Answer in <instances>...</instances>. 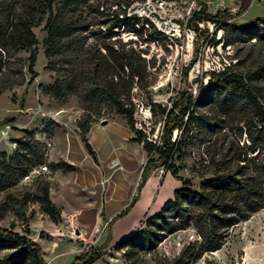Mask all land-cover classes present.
<instances>
[{"label":"rangeland","instance_id":"rangeland-1","mask_svg":"<svg viewBox=\"0 0 264 264\" xmlns=\"http://www.w3.org/2000/svg\"><path fill=\"white\" fill-rule=\"evenodd\" d=\"M138 3L149 5L148 15L141 17L140 12L135 11ZM204 6L210 14L227 13L231 18L217 25L211 22L201 23L199 25L201 32L191 33L187 30L191 29L188 27V21L194 12ZM115 8L105 4L100 10L90 11L86 16L84 37L88 44L95 48L97 55L108 56L110 50H106L105 47L121 49V51L124 49L139 66L143 79L135 85L131 94L136 107V121L142 123L148 139L152 142L156 141L158 145L162 142L163 115L161 112L158 115L151 113L146 121H142L141 115L138 114L142 106L151 109V105L156 103L169 108L173 100L180 98L185 91L191 93L197 100H204V91L210 85L208 76L210 72L230 67L233 72L245 74L261 57L258 49L251 46L256 39L249 42V38L253 37L251 33L243 39L241 32L229 23L246 24L258 18L264 19V0H136L130 13L142 19L144 24L141 23L139 26L126 23L115 27L118 22L113 19ZM147 19L154 24V27L146 22ZM174 24L181 25L183 31L175 32L172 29ZM255 25L259 26L257 31L264 33L262 21H256ZM34 32L39 41L35 72L31 74L28 71L30 53L26 51L19 53L13 70L18 72L24 66L21 84L0 93V158L4 153L7 157L13 156L16 149L15 141L23 139L26 130L34 131L36 138L46 143L51 142L48 164L50 163L54 170L44 171L38 168L29 180L16 177L10 185L0 189V228L12 229L39 243L46 264H72L78 256L95 248L101 254L95 264H161L166 258L176 257L185 246L199 239L193 229L174 234L164 233L153 251H137L130 260L125 256L127 249L117 247L127 237L146 228L147 220L160 212L164 204L173 198V190L159 196L155 195L157 198L152 197L149 200V208L135 217L131 228L124 232L126 237L121 242L113 240V230L120 222V219L116 220L119 214L114 217L106 216L105 201L108 196L104 193L96 196L97 204H100L102 211L100 216H98L99 209L94 208L86 212L88 216L84 218L77 217L73 213H64L60 208L62 215L54 220L44 212L41 204L35 201V195L44 183H48L50 189L54 190L56 198L63 197L64 203L73 205L81 200L78 196L69 193L74 187H66L67 191L64 189V195H61L60 187L57 189L59 175L55 167L63 160L58 163L54 161L55 151L60 152L66 148V144L62 133L56 140L53 135L49 140L45 131L48 129L53 133L66 132L67 135L70 132L76 133L77 122L83 119L87 112L82 108L83 104L78 97H71L66 103L61 104L48 96V86L62 75V70L48 68L45 55L48 32L45 24L36 27ZM225 100V95L220 97L217 104L215 100L212 102L204 100L196 109L200 115L206 116L210 123L217 124L218 131H222L219 136L221 138L218 142L219 146L223 139H226V143L238 141L240 146L246 149L250 146L249 138L247 133L240 132L247 129L245 118L252 116L251 114L248 116L249 112L243 106V102L227 108ZM106 109L107 111L96 123L103 124L105 121L108 123L117 118L110 107L107 106ZM42 112L47 113V116L44 117ZM54 115H58L60 123L51 120ZM13 118L16 119L14 122L8 121ZM6 127H9L6 131L7 137L2 138V131ZM94 136L97 139L106 138V133L95 130ZM187 136L188 147L185 156L181 159L176 156V164L183 165L179 176L183 179H192L194 188L199 189L201 178L196 177L193 169L196 163L205 157L210 145L212 147L215 145V138L209 141L210 132L195 127L191 128ZM126 149L127 146L119 144L118 156L123 162L125 160L126 168H120V172L130 177L134 174L130 171L137 167L139 154L138 151L133 150V160L128 161L125 158ZM143 160L141 157L140 161ZM147 160L146 154L143 166L146 165ZM84 167L89 169L88 167L92 165L85 162ZM153 173L157 178L158 189L167 176L172 175L164 168H153L150 174ZM172 178L179 182V187L182 186L181 181L173 176ZM105 187L103 185V189ZM135 191L136 188L133 198L136 196ZM125 193L117 189L112 190V199L107 203L108 210L109 206H120L125 200L129 205L133 198H128L129 191ZM91 201L96 205L93 196ZM112 221L115 223L113 226ZM111 236L110 245L103 248ZM11 254V250L0 251V264H8ZM12 264L16 263L12 262ZM193 264H264V210L236 226L221 250L207 254Z\"/></svg>","mask_w":264,"mask_h":264},{"label":"trees","instance_id":"trees-1","mask_svg":"<svg viewBox=\"0 0 264 264\" xmlns=\"http://www.w3.org/2000/svg\"><path fill=\"white\" fill-rule=\"evenodd\" d=\"M135 2L0 0V93L21 84L24 66L18 72L13 70L19 53H30L28 71L31 74L35 72L39 41L34 29L45 24L48 32L45 50L48 68L62 70V75L48 86L49 95H46L61 104L71 97L80 98L87 115L77 122V126L89 155L97 162L88 135L92 124L107 111V106L127 121L136 134L135 141L143 144L147 153L148 160L137 194L116 220L125 217L136 205L151 169L164 168L182 183L161 211L147 220L146 228L127 237L117 247L126 248L125 256L130 260L137 251H153L164 233L174 234L193 229L199 239L185 246L176 257L166 258L161 263L193 264L205 255L221 250L236 226L264 210V33L257 31L259 26L255 25L256 21L264 24V19L258 18L246 24L229 23L241 32L243 39L251 33L253 37L249 38V42L256 39L251 46L258 49L261 57L245 74L233 72L230 67L210 72V85L204 91V100H215L216 104L225 95L227 108L243 102L249 112L248 116L251 114L252 117L245 118L247 129H241L240 133H247L250 146L245 149L238 141L226 143V139L219 146L222 131L217 130V124L210 123L206 116L198 113L196 107L204 100H197L188 91L174 99L169 108L156 103L151 105V112L154 115L161 112L164 118L162 142L158 145L150 142L146 133L135 126L136 107L131 94L135 85L143 79L139 66L124 49L121 51L105 47L110 50V54L97 55L95 48L84 37L86 16L90 11L100 10L105 4L116 7L113 12V19L118 21L115 27L126 23L132 26L144 24L141 18L130 14ZM228 18L231 16L227 13L210 14L204 6L194 12L188 27L201 32V23L217 25L228 21ZM146 22L154 27L150 20ZM15 120L13 118L8 121ZM192 127L209 131V141L215 138V145H210V150L193 169L196 177L201 178L199 189L194 188L192 179L179 176L183 165L176 164V156L178 159L185 156L187 135ZM48 133L53 135V131ZM24 134L23 139L15 141L14 155L7 157L4 153L0 158V189L10 185L16 177L23 179L34 167L48 164L44 144L36 139L34 131L26 130ZM48 165L50 171H53L52 165ZM55 169L65 172L75 170L66 162L57 164ZM35 201L41 204L44 212L52 219L61 217L62 211L53 202L48 183L40 186ZM114 224L112 221L111 225ZM111 241L112 236L103 248H107ZM3 250L12 252L8 264H46L40 244L12 229L0 228V251ZM100 257V251L95 248L78 256L72 264H95Z\"/></svg>","mask_w":264,"mask_h":264},{"label":"crops","instance_id":"crops-1","mask_svg":"<svg viewBox=\"0 0 264 264\" xmlns=\"http://www.w3.org/2000/svg\"><path fill=\"white\" fill-rule=\"evenodd\" d=\"M95 130H101L106 133V138L97 139L94 136ZM61 133L63 134V140L66 144V148L60 150V152L59 150L55 151L56 154L54 161L58 163L59 161L63 160V162L72 165L75 170L71 172H65L60 169L56 170L59 175V184L57 189L60 187V191H62L61 195H64V189L67 191L66 187H74L69 193L71 195H75V197L78 196V198L81 200H79L77 204L73 205L64 203V201H62L63 197L61 199L56 198L54 190L51 188L50 195L53 202L59 208H62L64 213H73V215L77 217H87L88 215L85 213L90 212L94 208L97 210L99 209L98 216H100V212L102 211H100V204H97V197L99 195H103L104 193V195L106 194V196H108L105 201L106 216L114 217L117 214H120L128 206V202L125 200L120 206L117 207L116 205L109 206L108 210L107 203H109V201L112 199L111 192L115 189L120 190L123 193L129 191V195L127 196L130 199L133 198L134 190L136 188L135 195L137 194L138 186L142 180L144 169L143 165L146 161L147 154L144 150L143 144L135 141L136 134L132 131L127 121L124 118L122 119L121 116H117L116 119L109 121L106 125L96 122L92 124L88 138L96 153L98 163L95 162V160L86 150L82 142L79 129L78 132H70L68 135L66 132L55 131V133H53L54 140H56L57 136L61 135ZM119 144L127 146L125 158H127L128 161L133 160V150L138 151V164L134 170L130 171L131 173H134L131 174L130 177L120 172V168H126L124 165L125 160L123 162V159L118 156ZM141 157H143V161H140ZM85 162L87 164H91L92 167H88L89 169L84 167ZM103 185L106 186L105 189H103ZM177 188H179V182L174 180L172 175L169 174L163 185L160 187V189H158L157 178L155 177L154 173L150 174L145 187L141 191L140 199L136 205L133 207L127 217L119 220L120 224H116L113 230L114 242H121L126 237L124 232L131 228L135 217H137L142 211H145L147 208H149V200L152 197L157 198L155 195L159 196L163 193L166 194L170 190L175 191ZM92 196L96 205H93V202L91 201Z\"/></svg>","mask_w":264,"mask_h":264},{"label":"built area","instance_id":"built-area-1","mask_svg":"<svg viewBox=\"0 0 264 264\" xmlns=\"http://www.w3.org/2000/svg\"><path fill=\"white\" fill-rule=\"evenodd\" d=\"M134 8V7H133ZM130 10H132V8L130 9ZM135 11L137 12H140L139 14H140V16L141 17H143L144 15H148V13H149V5L148 4H142V3H138V5H136V7H135ZM131 14V13H130ZM132 15V14H131ZM175 32H182L183 30L181 29V25H179V24H174L173 25V28H172ZM188 31H190L191 33H195V31H192L191 29H187ZM39 113H40V111H39ZM151 109H147L146 107H144V106H142L140 109H139V111H138V114L139 115H141V120L142 121H146L150 116H151ZM42 114H43V116L45 117V116H47V113H44V112H42ZM59 114H61V112L59 113ZM58 114V115H59ZM58 115H54V117H51L52 119L51 120H53V121H55V122H57V123H60L61 121H60V119L59 118H57V116ZM135 126H136V128L138 129V130H141V131H143V132H145L146 133V131H145V129L143 128V125H142V123H138L137 121H136V115H135ZM9 129V127H6L5 129H4V131H2V138H4V137H7V130ZM49 131H48V129H46V131H45V133H46V135H47V138L50 140L51 138H52V135H50L49 133H48ZM38 141H40L41 143H43L44 144V150H45V159L47 160V162H48V156H49V148H51L52 147V145H51V142H48V143H46V141H44V140H42V139H40V138H36ZM48 140V141H49ZM150 142H152V140H150V139H148ZM153 143H156V141L154 142L153 141ZM161 144V143H160ZM38 168H42L44 171H48L50 168H49V165L46 163V164H43V165H39V166H36V167H34L31 171H30V173L26 176V177H24V179L25 180H29L30 179V177L33 175V172L36 170V169H38Z\"/></svg>","mask_w":264,"mask_h":264},{"label":"water","instance_id":"water-1","mask_svg":"<svg viewBox=\"0 0 264 264\" xmlns=\"http://www.w3.org/2000/svg\"><path fill=\"white\" fill-rule=\"evenodd\" d=\"M103 124H104V125H106V124H107V122L105 121Z\"/></svg>","mask_w":264,"mask_h":264},{"label":"bare ground","instance_id":"bare-ground-1","mask_svg":"<svg viewBox=\"0 0 264 264\" xmlns=\"http://www.w3.org/2000/svg\"><path fill=\"white\" fill-rule=\"evenodd\" d=\"M61 257H62V256H61ZM61 257H58V258H61ZM58 258H57V259H58Z\"/></svg>","mask_w":264,"mask_h":264}]
</instances>
